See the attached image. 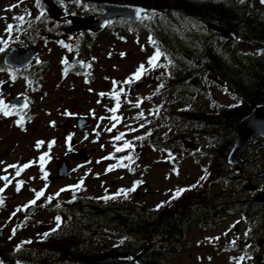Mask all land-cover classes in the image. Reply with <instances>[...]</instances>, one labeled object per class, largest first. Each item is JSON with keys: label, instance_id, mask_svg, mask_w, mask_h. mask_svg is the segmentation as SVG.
<instances>
[{"label": "rangeland", "instance_id": "rangeland-1", "mask_svg": "<svg viewBox=\"0 0 264 264\" xmlns=\"http://www.w3.org/2000/svg\"><path fill=\"white\" fill-rule=\"evenodd\" d=\"M14 5L15 7H12ZM33 5L34 1L28 0H0V39L8 42L7 46L0 44V47L6 50L19 38V35L6 31L7 25L15 24V15L39 14ZM130 35L123 33V40H115L112 33L106 32L93 43L88 42L87 36L70 38L69 41L75 45L82 44L76 40L84 38V44L91 46L90 50L84 51L83 56L92 66L80 74L71 73L67 76L61 74L62 61L77 55L67 53V49L60 45L59 40L63 34L56 38L46 37L47 40L40 46L37 60L29 67V72L36 71L34 73L41 83L40 87L34 88L23 76L15 77L13 72L0 71V100L8 105L10 97L14 95L27 99L32 104L26 115L16 114L13 107H9L13 112L10 116L0 112V177L8 176L11 180L7 187L6 181L0 180V188H4V192L0 193V196L4 197V205L0 206V230L4 231L3 236L0 235V248L4 251L11 252L21 240L51 230L56 225V220L54 213L45 209L47 197H55L62 188L76 185L82 178L83 189L76 190L92 197L113 195L121 188H132L136 181H143L136 187V191L130 192L128 196L140 206L151 210V214L170 208L179 199H172L176 189L190 188L183 194L197 193L205 182L207 175L204 174V168L208 166L209 160L202 156L204 143L200 138L192 140L197 144L195 150L191 144L184 148L182 144H172L173 141L170 142L172 147L166 150L153 145L151 131L155 130L157 133L159 125L155 122L157 116H151L155 114V107L163 101L152 99L153 94L160 95V91L156 88L157 83L151 82V78L147 82L137 81L138 86L136 88L135 85L134 89L131 84L116 86V91L121 87L125 91L120 95L119 109L115 113L109 111L116 106V100L111 95L113 80L124 81L141 63L151 71V75L158 72L157 68L153 69L145 63L146 58L154 54L151 52L147 34ZM121 53H127V58L120 59ZM207 82L208 95L196 96L193 93L191 104L196 108L205 107L209 98L222 104L230 103V99L219 85L210 79H207ZM1 86L5 88L1 90ZM37 89L39 90L36 91ZM100 93L107 95L101 96ZM137 103L139 107L135 106ZM68 112L73 115H66ZM140 113H143L144 118H138ZM21 116L24 119L27 117V121L24 120L23 127L18 128L17 121ZM112 116L121 119L115 121L110 119ZM77 118H85L88 121L83 130L76 129ZM121 133L124 134V140L116 141L114 138ZM144 135L147 136L146 143L133 145L129 167H116L113 171L106 172L109 165L118 164L120 158L130 153V148L116 152V147H122L124 141H133ZM69 136L70 142L67 140ZM53 140L56 143L49 149L48 142ZM37 141H45V144L38 149ZM83 150L86 151L84 156L79 155L68 160V177L48 180L49 176H56L60 161L66 160L67 155L71 153H80ZM45 152L49 153L50 159L46 158L42 171L39 157ZM110 154H114L115 158L103 159ZM258 156L250 160L253 163L245 165V172L255 175L259 171L258 165L264 167V158L256 161ZM30 161L35 163L24 169L19 176L16 175L15 168L8 167L24 165ZM126 162L127 160L124 161L125 164ZM44 172L48 173L46 180L42 178ZM202 176L206 178L201 179ZM246 178L249 176H244L243 181L237 182L238 190H244L245 185L249 183H254L259 188L263 184L255 179L247 183ZM21 180L24 184L17 192L16 186ZM192 185L197 186L192 188ZM215 188L213 185L211 190ZM33 189H45L44 197L37 201L33 209L36 213L32 219L35 227L18 231L22 217L18 215L16 208L27 205L34 199ZM68 191L60 192L59 196L68 198ZM54 200L56 197L52 202ZM162 202L163 207L158 208ZM11 212H15V215L11 216ZM203 224L204 227L191 228L189 235L182 240L179 250L175 252V257L167 261L168 264H264V236L250 237L246 223L239 216L224 213L219 221L212 220ZM14 228L15 235L12 234ZM255 239L257 242H254ZM118 240L119 237L116 236L100 235L95 241L97 246L85 253L84 259H96L95 255L112 247ZM241 256L245 257L243 261L239 260Z\"/></svg>", "mask_w": 264, "mask_h": 264}, {"label": "trees", "instance_id": "trees-1", "mask_svg": "<svg viewBox=\"0 0 264 264\" xmlns=\"http://www.w3.org/2000/svg\"><path fill=\"white\" fill-rule=\"evenodd\" d=\"M81 1L87 2L92 11H98L99 3L110 1L139 4L158 13L147 20L144 15L132 23L135 25L132 29L138 33L142 28L147 29L156 46L165 53L159 61L165 67H157L158 72L151 75V82H156L160 91V95L154 93L152 99L163 101L159 106L154 105L157 109L151 116H157L155 122L159 125L157 133L151 131L153 145L166 150L172 147L171 141L179 145L180 139L200 138L204 143L202 156L209 160L204 168L207 169V174L204 171L207 178L197 193L182 194L170 208L154 214L129 196L104 200L70 190L68 198L58 196L53 202L46 203L47 211L62 218L57 232L46 239L41 233L21 240L11 252L0 248V255L9 258L12 264H75L82 261L85 253L97 246L95 241L99 236L104 235L116 236L119 240L95 255L96 259H133L142 255V264H168L192 227H204L203 223L219 221L224 213L242 218L250 237L264 236V204L256 202L257 193L246 194L237 187V182L243 181L244 176H249L245 180L247 183L253 179L258 181V173L252 175L244 171L239 178L228 163L240 122L264 104V5L260 0H244L243 3L241 0ZM36 6L44 13L40 20H30L25 14L24 20L20 21L16 18L22 14L14 16L16 21L11 24L14 26L12 33L19 38L0 53V69H6L3 60L12 48L37 44L42 39V32L49 28L43 1L39 0L38 5L36 0ZM207 24L219 25L231 31L237 39L225 45L221 35L211 31ZM126 26L115 21L111 28L123 31ZM151 50L155 52L152 43ZM208 67L214 69L230 103L222 104L209 98L205 107L196 108L191 104L193 93L196 96L208 94L189 88L187 80L195 72ZM34 72L27 69L23 73H15L22 75L34 88L40 87ZM161 84L163 87H159ZM131 142L134 146L146 143L147 136ZM131 153L133 148H130L128 156ZM256 155H259L256 161L264 158V153L258 148H249L244 157L246 165L253 163L250 160ZM126 163L130 166L131 161ZM258 167V172L264 170V167ZM213 185L216 188L211 190ZM262 189L264 184L259 188ZM23 206L17 211L22 217V227L18 231L35 227L32 219L36 215L33 211L36 205L26 211ZM56 227L57 223L53 228Z\"/></svg>", "mask_w": 264, "mask_h": 264}, {"label": "water", "instance_id": "water-1", "mask_svg": "<svg viewBox=\"0 0 264 264\" xmlns=\"http://www.w3.org/2000/svg\"><path fill=\"white\" fill-rule=\"evenodd\" d=\"M64 2H75V0H63ZM44 3L50 7L49 13L52 15V18L57 20L59 16H61V10L59 9V5L56 1L53 0H44ZM261 3L264 5V0H261ZM99 8L102 11V14L99 15L96 20H93V16H86L84 18H71L73 26L67 30V33L77 32L83 29L89 30L93 33H98L103 30L108 25V22L116 19H127V20H138L141 18L136 16L135 10L138 8L146 9L145 7L135 5V4H117L112 2H102L99 4ZM207 27L219 34L224 39L225 45L233 42L236 37L232 32L225 31L223 28L219 26H215L214 24H207ZM38 47L33 48H14L11 50L9 55L6 56L4 60V64L11 68H14L18 71L23 70L28 67L37 56ZM70 63L75 66L80 65V62L76 59L70 60ZM209 71H212L211 68H206L200 73L191 76L187 80L188 87L196 90L203 91L206 88V82L204 77L207 75ZM213 80L221 84V81L214 76ZM5 88V86L3 87ZM28 102L25 99H21L12 95L9 104L11 106L16 107L17 109H26L23 105ZM88 121L85 118L77 119V129L82 130L86 127ZM258 137L261 139L259 151L264 150V104L258 106L251 114L245 117L239 124L237 134L235 137L234 146L229 154L228 163L232 167H234L235 174L239 177L240 174L244 171L245 160L244 154L250 148L252 144H254V138ZM184 147H188L191 144L193 149H196L197 146L193 142H188L184 140H180ZM79 155L84 156L85 151L81 153H72L67 156V159L64 161H60V166L57 169V178H63L69 176L70 166L68 164V160L75 158ZM55 177H51L50 180H55ZM257 179L264 183V172L259 174ZM245 191L256 192L258 187L254 183L247 184L244 187ZM255 200L259 203H264V191L257 194L255 196ZM4 231L0 230V235L3 236ZM142 255L136 256L133 259L130 258H103V259H83L77 264H142L140 262V258ZM7 264V261H4Z\"/></svg>", "mask_w": 264, "mask_h": 264}, {"label": "snow or ice", "instance_id": "snow-or-ice-1", "mask_svg": "<svg viewBox=\"0 0 264 264\" xmlns=\"http://www.w3.org/2000/svg\"><path fill=\"white\" fill-rule=\"evenodd\" d=\"M75 2H79V0H75ZM244 0H241V3H243ZM37 4L39 5V0H37ZM12 7H15L12 6ZM136 12V16L137 17H140L141 16V13H144L145 16L144 18H150L152 16H156L158 15V13L155 11V10H146V9H142V8H138L135 10ZM30 15V13H29ZM41 16L44 15L43 11H41L40 13ZM16 19L20 20V21H23L24 20V16H20V17H17ZM37 19H39V17H37ZM13 28L14 26L9 24L7 25V28H6V31L8 32H12L13 31ZM149 42L153 44V46L155 47V52L152 56H150L148 58V61H147V64L151 67V68H157V67H165V65L163 64H160L159 61H160V58L162 56H165V53H163L160 48L158 46H156V42L154 40L151 39V37L149 38ZM7 40H3V39H0V44H3L5 46H7ZM65 48H68L69 51H72V47L68 44H64L63 41L60 42ZM5 49L3 47H0V52L4 51ZM127 54L126 53H121V56H126ZM63 64L66 65L65 69H64V75L66 76L68 74V71L69 69L72 67V65L69 64L68 60L67 59H64L62 61ZM169 63H171V61L169 60ZM80 66L81 67H84V68H91V64L90 63H84V62H80ZM3 69H0V71H2ZM149 69L146 68L145 64L144 63H141L137 69L135 70V72H133L129 77H127L124 81H115L113 80L112 81V84H113V91L111 93L112 97L116 100V106L109 109L110 112H113L115 113L119 107H120V95L121 93H123L125 90L123 89V87L120 88L119 91H116V86L118 85H123V84H131L135 81H138L142 78V76L148 71ZM13 79H15V77L13 76ZM87 82V81H86ZM159 87H163V84L159 85ZM91 91V89H90ZM99 95L101 96H104V95H107L105 93H100ZM136 107H139V103H137L135 105ZM24 108H27L28 107V104L25 103L23 105ZM158 111V110H157ZM0 112H2L5 116H10L13 114L12 110L9 109V106L7 104L4 103L3 100H0ZM66 115H73L72 113L68 112L66 113ZM138 118H144L143 117V113H140L139 114V117ZM110 119L112 120H115V121H119L121 118L118 117V116H112L110 117ZM23 123H24V117L21 116L20 119L17 121V125L18 126H21L23 127ZM52 126L54 127L55 126V122L53 121L52 122ZM113 127H115V125H113ZM141 127H143V125H141ZM108 131H111V129H108ZM150 135V133H149ZM116 141H121V140H124V134L121 133L120 135H117L115 138H114ZM137 139H140V140H143L145 139V137L141 136V137H137ZM67 140L70 142L71 141V136L67 137ZM56 143L55 140L53 141H50L48 142V147L49 149H51V147ZM45 144V141H37L36 143V147L39 149L42 145ZM129 148H134L133 144L131 141H124V144L122 147H116L115 151L116 152H123L125 151L126 149H129ZM169 156L171 157V153H169ZM46 158L50 159V156H49V153L48 152H45L43 153L40 157H39V161H40V167H41V170L43 171L44 170V165H45V160ZM115 158L114 154H110L108 157H104L103 159H113ZM172 159H174V157H172ZM125 160H129L131 161L132 160V157L131 156H125V157H122L120 158L119 160V163L118 164H114V165H109V167L106 169V172H111L113 171L116 167H121V168H124V167H129L128 164H125L124 161ZM99 162V161H98ZM33 163H35V161H30L29 163H26L24 165H9L8 167L10 168H15L17 171H16V175L19 176L21 174V172L24 170V169H27L28 167H30ZM5 171H7V169H5ZM174 171H177L176 169H174ZM205 173L207 174V169H204ZM177 174L178 171H177ZM47 176H48V173L47 172H44V176L42 177L43 179H47ZM206 176H202L201 179H205ZM0 180H4L6 181V184H5V187H7L8 184L11 183V180H9V177L8 176H3V177H0ZM83 183H84V179L82 178L80 180V182L76 185H72V186H68L67 188H62L60 190V192H63V191H68V190H73L75 191L76 189H83ZM143 181H136L134 186L132 188H128V189H124V188H121L119 189L115 194L113 195H105L104 197H101L100 199H104V200H108V199H115L116 197L118 196H121L123 195L125 198H127L128 194L130 192H134L136 191V187L139 186L140 184H142ZM24 184V181H19L17 183V186H16V190L17 192L20 191L21 187L23 186ZM197 185H192L191 187L194 188L196 187ZM190 188H178L176 189V191L173 193V196H172V199H176L178 198L180 195H182L185 191H189ZM107 191V190H106ZM4 192V188H0V193H3ZM33 192L35 193V196H34V199L30 200L29 203L27 205H24L23 208L24 210L26 211L29 207H32V206H35L37 204V201L40 200L42 197H44L45 195V189H41L40 191H36L35 189H33ZM60 192H57L55 194V197H58L60 195ZM54 196H48L47 197V202L48 203H51L52 200L55 198ZM71 202V201H69ZM170 202V201H169ZM163 203L162 202L160 205H158V208L159 207H163ZM4 205V197L3 196H0V206H3ZM57 208L60 207L59 204L56 205ZM21 209L20 208H17L16 211H20ZM13 215H15V212L13 213ZM55 220H56V223H57V227L56 228H53L51 229L50 232H44L42 235H43V238H47L49 235H51L52 233L54 232H57L59 230V227L62 223V218L60 216H56L55 217ZM18 227H22V225H18ZM16 233V229L14 228L12 230V234L15 235ZM218 239V238H216ZM24 243H32V241H25ZM121 243H123V241H121ZM235 243V241H233V244ZM19 247H17V251H19ZM210 259V258H209ZM245 259V257L241 256L239 257V260L240 261H243ZM0 264H3V261H0ZM19 264V262H18Z\"/></svg>", "mask_w": 264, "mask_h": 264}, {"label": "flooded vegetation", "instance_id": "flooded-vegetation-1", "mask_svg": "<svg viewBox=\"0 0 264 264\" xmlns=\"http://www.w3.org/2000/svg\"><path fill=\"white\" fill-rule=\"evenodd\" d=\"M117 3V2H116ZM121 4H128L126 2L124 3H121ZM75 7V9L72 10V8ZM61 9H62V16L61 18L55 22L53 24V26L51 27L50 30H47L48 34L47 33H42V35L44 37H52V38H56L58 34H65L66 30L68 27L71 26V17H78V18H83V17H86V16H90V15H93L94 18H96L99 14H101V11L98 12V11H92L88 8V3L87 2H83L81 0H79V2H76L75 4H61ZM48 11V10H47ZM49 16V14H48ZM50 18V16H49ZM46 19H48V17H46ZM51 19V18H50ZM147 20V18H146ZM53 22V20H52ZM51 23V21H50ZM128 24L129 26L131 27H134L135 25L132 24V23H126ZM109 31V30H108ZM130 32H132L131 30H129ZM106 32V31H105ZM105 32L100 34H92L91 32L89 31H86V30H83V31H79L77 33H71L70 35H67L68 38H75L77 36H87V37H90L91 39L93 40H96V39H99V38H102L104 35H105ZM142 32H143V29H142ZM125 33H129L128 31H125ZM136 32L134 33H131V35H135ZM130 35V36H131ZM65 37L62 36V39H64ZM78 41L80 39H77ZM40 45H43V43H41ZM71 47L74 46L73 44L70 45ZM127 54V53H126ZM128 54L126 56H119L120 59H125L127 58ZM77 57H79L84 63H88V60L82 55V53H78ZM110 57H112V55H110ZM147 61H148V58H146V64H147ZM148 66V64H147ZM66 65L63 64L62 65V68H65ZM74 68V67H72ZM87 68H84V67H75L74 70H76L75 72L77 73H80L81 71H84L86 70ZM137 69V68H136ZM146 81L147 82L149 80V76L148 74H146ZM31 107V102H29V109ZM1 258V256H0Z\"/></svg>", "mask_w": 264, "mask_h": 264}, {"label": "bare ground", "instance_id": "bare-ground-1", "mask_svg": "<svg viewBox=\"0 0 264 264\" xmlns=\"http://www.w3.org/2000/svg\"><path fill=\"white\" fill-rule=\"evenodd\" d=\"M260 2H261V0H260ZM93 10V9H92ZM91 10V11H92ZM95 12V11H94ZM215 25V24H214ZM215 26H219V25H215ZM219 27H221V26H219ZM221 28H223V27H221ZM225 31H228V32H231V31H229V30H227V29H225V28H223ZM212 31V30H211ZM214 32V31H213ZM219 34V33H218ZM221 35V34H220ZM236 37V36H235ZM236 39H237V37H236ZM235 39V40H236ZM234 40V41H235ZM225 43V42H224ZM232 43V42H231ZM230 44V43H229ZM226 45H228V44H226ZM225 45H223V47H224ZM209 68H211L212 69V71H209L208 73H207V76H209V77H214V76H216V77H218L217 76V74H215L214 73V69L212 68V67H209ZM203 71V70H202ZM198 73H200V71H197V72H195L192 76H194V75H196V74H198ZM260 141H261V139H259L258 137H255L254 138V144H252L251 146H250V148H253V147H257V148H260V146H261V144H260ZM259 150V149H258ZM260 152H263L264 153V150H261ZM229 157V156H228ZM247 157V156H246ZM264 171L262 170V171H260V172H258V175L259 174H261V173H263ZM243 173V172H242ZM258 177V176H257ZM258 180V179H257ZM259 181V180H258ZM259 182H261V181H259ZM263 182H261V184H262ZM264 184V183H263ZM264 191V189H262V190H259L258 191V194L259 193H261V192H263ZM254 198V197H253ZM257 202V201H256ZM259 203V202H258ZM260 204H264V203H260ZM180 245V244H179Z\"/></svg>", "mask_w": 264, "mask_h": 264}]
</instances>
